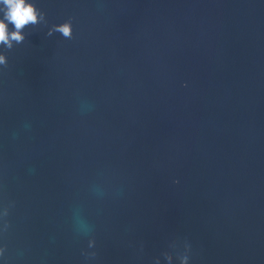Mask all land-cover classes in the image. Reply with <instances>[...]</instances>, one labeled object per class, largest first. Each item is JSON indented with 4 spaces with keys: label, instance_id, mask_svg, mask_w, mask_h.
I'll return each instance as SVG.
<instances>
[{
    "label": "water",
    "instance_id": "obj_1",
    "mask_svg": "<svg viewBox=\"0 0 264 264\" xmlns=\"http://www.w3.org/2000/svg\"><path fill=\"white\" fill-rule=\"evenodd\" d=\"M39 6L0 69L9 264H178L184 238L191 264H264V0Z\"/></svg>",
    "mask_w": 264,
    "mask_h": 264
},
{
    "label": "clouds",
    "instance_id": "obj_2",
    "mask_svg": "<svg viewBox=\"0 0 264 264\" xmlns=\"http://www.w3.org/2000/svg\"><path fill=\"white\" fill-rule=\"evenodd\" d=\"M48 24L45 10L39 6V0H0V69L6 67L9 63V57L6 50L13 48V41L20 43L25 38V32L22 28L31 23ZM59 32L65 38H71L73 35V17L69 16L59 23H51L47 27V34ZM178 180H173L177 183ZM15 201L0 197V236L5 233L10 225V210ZM76 227V226H75ZM76 230L87 237L86 247L81 248V254L85 260L97 255L96 238L90 223ZM169 252L175 256L178 264H191L192 244L187 239L177 240L169 247ZM162 257H160L161 259ZM8 244L0 238V264H9ZM163 264H173L169 256L163 257Z\"/></svg>",
    "mask_w": 264,
    "mask_h": 264
}]
</instances>
